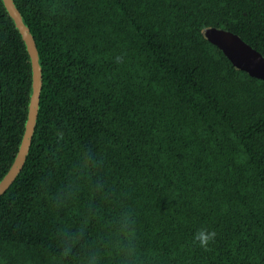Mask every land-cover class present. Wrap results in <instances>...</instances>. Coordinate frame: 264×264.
<instances>
[{
  "label": "trees",
  "instance_id": "16d2710c",
  "mask_svg": "<svg viewBox=\"0 0 264 264\" xmlns=\"http://www.w3.org/2000/svg\"><path fill=\"white\" fill-rule=\"evenodd\" d=\"M14 1L43 83L0 195V264H264V78L202 32L225 27L264 54V0ZM32 83L0 0V180ZM202 228L217 233L207 251Z\"/></svg>",
  "mask_w": 264,
  "mask_h": 264
},
{
  "label": "water",
  "instance_id": "95a60500",
  "mask_svg": "<svg viewBox=\"0 0 264 264\" xmlns=\"http://www.w3.org/2000/svg\"><path fill=\"white\" fill-rule=\"evenodd\" d=\"M3 2L27 44L33 67V83L24 135L13 163L0 180V195L14 181L26 161L37 123L43 83L41 60L29 25L14 0H3ZM202 32L206 38L220 47L236 68L246 70L252 76L264 78V54L244 40L238 33L217 25H207L202 28Z\"/></svg>",
  "mask_w": 264,
  "mask_h": 264
},
{
  "label": "clouds",
  "instance_id": "9594fccd",
  "mask_svg": "<svg viewBox=\"0 0 264 264\" xmlns=\"http://www.w3.org/2000/svg\"><path fill=\"white\" fill-rule=\"evenodd\" d=\"M116 61L117 63L122 62V57H117ZM216 236L217 233L215 231L202 228L194 234L193 239L198 243L199 247L207 251L209 250V246L215 241ZM93 264H95V258H93Z\"/></svg>",
  "mask_w": 264,
  "mask_h": 264
}]
</instances>
